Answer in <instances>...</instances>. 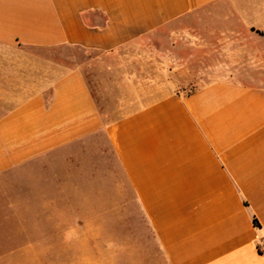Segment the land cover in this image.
Instances as JSON below:
<instances>
[{"label": "crops", "instance_id": "1", "mask_svg": "<svg viewBox=\"0 0 264 264\" xmlns=\"http://www.w3.org/2000/svg\"><path fill=\"white\" fill-rule=\"evenodd\" d=\"M182 26L219 58L264 59V0H0V264H264V86L157 83L114 116L74 55ZM20 166H120L102 198L104 218L120 212V252L92 222L96 196L2 178Z\"/></svg>", "mask_w": 264, "mask_h": 264}, {"label": "rangeland", "instance_id": "2", "mask_svg": "<svg viewBox=\"0 0 264 264\" xmlns=\"http://www.w3.org/2000/svg\"><path fill=\"white\" fill-rule=\"evenodd\" d=\"M190 21V26L198 25L195 18ZM199 29L201 28H195L198 32ZM210 43L212 46L207 47L204 39L193 32L192 28L166 27L111 54L76 52L74 55L82 62L98 106L102 111L113 110L114 116H118L119 100L137 99L143 90H153L157 83L162 85L174 82L179 87H184L187 92L205 82L221 78L264 86V59L219 58L216 39L210 38ZM0 50L5 51L6 48ZM61 51L70 59L73 57L71 48H63ZM2 178L19 183L30 180L34 185L43 184L27 188L36 191L35 194L55 195L58 190L55 181L59 180L65 184L63 189L66 196L80 195L81 200L85 201L90 195L96 196V208L91 204L96 212L92 222L97 227H104L106 224L108 227L112 226L113 250L120 252V212H114L112 219L109 216L108 219L104 218L105 204L102 199L106 190H115L114 187L104 186L107 180L124 178L120 166H20L7 172ZM1 189L24 194L26 187L8 186ZM72 205L70 204V210L73 209ZM2 206L5 208L9 204L3 203ZM79 206L80 210L88 211L89 203L83 202ZM107 220L111 222L110 225ZM136 221L126 220L128 226L131 223L135 226ZM105 237L104 234L97 236ZM129 254L132 257L136 252L130 250ZM161 258L163 259V255Z\"/></svg>", "mask_w": 264, "mask_h": 264}, {"label": "built area", "instance_id": "3", "mask_svg": "<svg viewBox=\"0 0 264 264\" xmlns=\"http://www.w3.org/2000/svg\"><path fill=\"white\" fill-rule=\"evenodd\" d=\"M257 248L260 254H264V237L259 240Z\"/></svg>", "mask_w": 264, "mask_h": 264}, {"label": "clouds", "instance_id": "4", "mask_svg": "<svg viewBox=\"0 0 264 264\" xmlns=\"http://www.w3.org/2000/svg\"><path fill=\"white\" fill-rule=\"evenodd\" d=\"M69 239L71 238V236L69 235V237H68Z\"/></svg>", "mask_w": 264, "mask_h": 264}, {"label": "trees", "instance_id": "5", "mask_svg": "<svg viewBox=\"0 0 264 264\" xmlns=\"http://www.w3.org/2000/svg\"><path fill=\"white\" fill-rule=\"evenodd\" d=\"M190 92H191V91H190ZM190 92H189V93H190Z\"/></svg>", "mask_w": 264, "mask_h": 264}]
</instances>
